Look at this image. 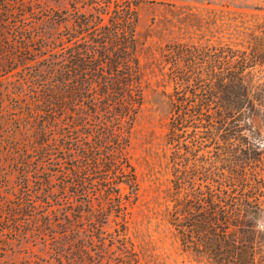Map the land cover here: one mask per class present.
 <instances>
[{
  "label": "trees",
  "instance_id": "1",
  "mask_svg": "<svg viewBox=\"0 0 264 264\" xmlns=\"http://www.w3.org/2000/svg\"><path fill=\"white\" fill-rule=\"evenodd\" d=\"M142 2L0 0V259L33 240L57 264H144L127 233L140 191L128 148L144 104ZM249 37L163 52L165 213L181 248L210 264H264L262 137L246 82L264 64V23Z\"/></svg>",
  "mask_w": 264,
  "mask_h": 264
},
{
  "label": "rangeland",
  "instance_id": "2",
  "mask_svg": "<svg viewBox=\"0 0 264 264\" xmlns=\"http://www.w3.org/2000/svg\"><path fill=\"white\" fill-rule=\"evenodd\" d=\"M50 4L56 8L65 6L64 1ZM139 16L144 104L128 153L137 171L140 191L137 201L129 207L128 237L136 251L146 253L144 264H210L181 248L165 213L172 205L166 133L173 87L165 76L168 66L163 52L167 44L175 41L211 39L214 43L241 46L250 39L249 33L264 23V0H143ZM246 82L258 107L254 125L262 137V160L257 162V169L264 175V64L251 69ZM118 227L114 218L105 226L111 233ZM27 259L57 264L51 259L49 247L33 240L15 246L0 263Z\"/></svg>",
  "mask_w": 264,
  "mask_h": 264
}]
</instances>
